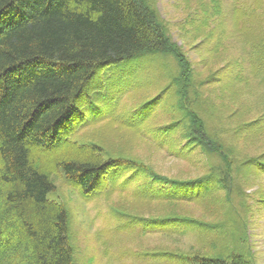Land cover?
Returning a JSON list of instances; mask_svg holds the SVG:
<instances>
[{
	"label": "trees",
	"instance_id": "16d2710c",
	"mask_svg": "<svg viewBox=\"0 0 264 264\" xmlns=\"http://www.w3.org/2000/svg\"><path fill=\"white\" fill-rule=\"evenodd\" d=\"M257 10L264 0L249 7L244 0H197L180 28L201 38L194 47L201 61L194 63L151 0H0V264H75L69 209L50 198L58 173L86 197L112 191L127 175L120 189L137 182L134 197L148 205L198 203L222 188L241 196L237 184L264 178V31L247 25ZM245 32L257 55L236 53L224 62L225 42ZM150 72L164 75L167 85L118 114L124 94L147 87ZM163 106L170 121L150 125ZM99 122L146 132L179 156L200 151L209 172L173 178L111 154L99 139H76ZM240 138L251 147L240 151ZM259 195L264 202V187ZM120 213L143 234L207 228L180 214ZM251 254L231 247L226 254L165 250L153 257L253 264Z\"/></svg>",
	"mask_w": 264,
	"mask_h": 264
},
{
	"label": "rangeland",
	"instance_id": "374dc122",
	"mask_svg": "<svg viewBox=\"0 0 264 264\" xmlns=\"http://www.w3.org/2000/svg\"><path fill=\"white\" fill-rule=\"evenodd\" d=\"M155 4L163 20L167 23L174 40L182 45L194 63L201 61V56L194 47H197L201 38H187L181 28L187 17L197 7V0H151ZM255 0H244V5L253 6ZM264 10H257L247 23L259 26L258 31H264V21L260 18ZM226 41L221 52L224 62L229 55L257 53L251 45L244 43L247 36ZM192 37V36H191ZM188 39V41H187ZM172 59V58H170ZM174 61V59H172ZM175 62V61H174ZM221 63L219 64V66ZM218 66V67H219ZM156 69V68H155ZM117 71H122L117 70ZM208 69L203 71L206 75ZM112 72L108 73L110 76ZM153 80L147 87L137 90L136 93L126 92L121 100L117 113L128 111L147 96H153L162 87L167 85L168 79L164 75L150 72L147 77ZM218 103V99H211ZM166 106H173L170 100ZM168 107L164 106L159 113L149 121L150 125H162L170 121ZM110 125L113 122L110 120ZM116 124V123H115ZM121 129V130H118ZM88 136V137H87ZM76 138V137H74ZM101 140L104 147L111 154H124L139 159L154 168L158 173L173 178L189 179L207 174L210 166L206 156L200 151L179 156L171 152L167 146L160 147L157 141L146 136L145 133H133L119 126L107 128V124L99 122L91 128L86 127L79 131L77 138ZM236 143L242 151L246 146L244 139ZM259 145L255 144L253 147ZM127 175H123L112 191L92 194L88 197L71 185L62 173L55 175L57 190L50 194V198L66 205L70 213L72 244L74 247L75 264H169V261L153 257L156 251H179L183 254H225L229 248L237 247L244 251H252L253 264H264V202L259 192L264 187V178L243 186L237 184L236 189L243 190L241 196L229 194L225 188L215 191L208 198L198 203H143L134 197L138 183L132 181L122 191L120 184ZM243 209H248L246 215ZM139 215H168L171 213L191 216L207 225H193L178 231H152L143 234L142 227L130 226L127 220L121 217L120 212ZM239 211V212H238ZM239 213V214H238ZM246 220V221H245ZM248 223V224H247ZM237 226V227H236ZM236 227V228H235ZM191 264V263H189Z\"/></svg>",
	"mask_w": 264,
	"mask_h": 264
}]
</instances>
